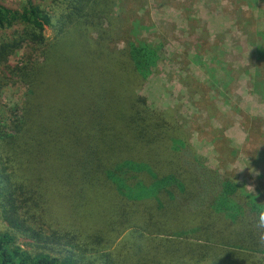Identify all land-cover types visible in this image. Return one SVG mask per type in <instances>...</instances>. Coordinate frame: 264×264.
<instances>
[{
	"label": "trees",
	"instance_id": "obj_1",
	"mask_svg": "<svg viewBox=\"0 0 264 264\" xmlns=\"http://www.w3.org/2000/svg\"><path fill=\"white\" fill-rule=\"evenodd\" d=\"M116 1L0 0V93L23 89L19 105L0 102V264H87L76 251L120 237L157 264H264V203L148 104L141 90L161 48L120 34ZM251 32L264 101V29ZM85 212L102 221L85 226Z\"/></svg>",
	"mask_w": 264,
	"mask_h": 264
},
{
	"label": "rangeland",
	"instance_id": "obj_2",
	"mask_svg": "<svg viewBox=\"0 0 264 264\" xmlns=\"http://www.w3.org/2000/svg\"><path fill=\"white\" fill-rule=\"evenodd\" d=\"M39 2L50 10L51 0ZM112 8L122 36L161 48L160 60L141 90L148 104L170 110L208 166L235 175L264 203V101L253 87L261 66L253 45L260 41L251 32L264 29V0H117ZM260 19L257 27L245 24ZM44 36L53 37L50 27ZM121 37L119 48L124 46ZM22 95L18 85L4 87L0 102L13 107ZM82 214L76 217L87 227L102 221L100 213ZM89 232L92 239L103 233L99 227ZM138 240L120 237L109 249L75 254L87 264H157L151 258L148 262Z\"/></svg>",
	"mask_w": 264,
	"mask_h": 264
},
{
	"label": "clouds",
	"instance_id": "obj_3",
	"mask_svg": "<svg viewBox=\"0 0 264 264\" xmlns=\"http://www.w3.org/2000/svg\"><path fill=\"white\" fill-rule=\"evenodd\" d=\"M258 195H259V194L257 193V196H258ZM256 223H257V227H258V228L264 229V210H262V211H260V212L258 213V218H257ZM260 242H261L262 244H264V234H262V235L260 236Z\"/></svg>",
	"mask_w": 264,
	"mask_h": 264
}]
</instances>
